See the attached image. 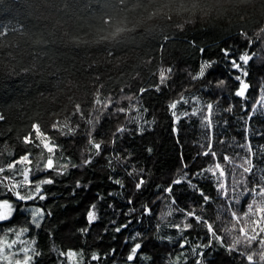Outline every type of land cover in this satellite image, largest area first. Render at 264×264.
<instances>
[{
    "label": "trees",
    "instance_id": "1",
    "mask_svg": "<svg viewBox=\"0 0 264 264\" xmlns=\"http://www.w3.org/2000/svg\"><path fill=\"white\" fill-rule=\"evenodd\" d=\"M0 42L6 45L0 48V114L6 117L0 121V169L9 166L8 155L27 150L18 137L33 121L62 146L59 163L79 165L44 186L45 201L17 202L0 186V199L17 207L13 218L0 222V242L29 227L30 214L19 208L40 206L47 213L41 227L21 235L42 253L35 264H81L79 255H60L81 249L101 257L84 264H127L132 245L125 240L137 231L143 247L134 264H169L178 257V264H248L249 257L264 264V108L250 107L256 99L264 107V0H0ZM224 48L255 57L248 65L247 106L233 95L237 73ZM204 63L212 67L196 79ZM221 79L226 83L216 87ZM57 120L76 135L52 133ZM90 142L107 148L98 156L91 149L93 163L85 167ZM40 152L32 148L33 167ZM183 162L189 173L207 174L195 191L184 183L166 198L160 188L186 175ZM126 171L143 174L147 183L139 192ZM44 175L55 174L32 179ZM93 203L98 220L89 226L86 211ZM145 205L151 214L142 211ZM183 208L198 216L188 233L172 228L191 226V213L180 215ZM112 221L132 223L116 233ZM208 236L217 243L203 248ZM182 238L188 240L184 249Z\"/></svg>",
    "mask_w": 264,
    "mask_h": 264
},
{
    "label": "snow or ice",
    "instance_id": "2",
    "mask_svg": "<svg viewBox=\"0 0 264 264\" xmlns=\"http://www.w3.org/2000/svg\"><path fill=\"white\" fill-rule=\"evenodd\" d=\"M247 45L248 42L245 41V46ZM5 47L6 45L3 42H0V48H5ZM248 51L251 52L250 47L248 48ZM221 54L225 58V61L231 65V70L234 73H237L236 75H234V77H232L238 85L233 95L235 97L245 99L247 106V101H248L247 92L250 90L251 87V85L247 82V77L249 76L248 65L255 57L249 56L246 59L243 53L239 52L237 54V52L232 50L231 48L221 49ZM211 67L212 64L210 63L202 64L195 78L202 80L207 75V70L210 69ZM225 83L226 81L221 79L216 85V87H220L222 84ZM162 88L163 85H161V89ZM144 91H148V89H145ZM142 94L143 92H141V95ZM182 104L183 102H181V105ZM253 104L255 105V107H253ZM257 106L264 108L261 106V103L256 99L255 102L252 103L250 106L251 111L255 112L257 110ZM112 107H113V103H109L107 111H111ZM76 115L77 113H73L71 119H75ZM117 115L122 116L124 115V113L121 112L118 113ZM184 118L185 117H180L178 120H172V123L174 125H178L179 121ZM4 119H6V117H4L3 114H0V121H4ZM31 124L32 126L30 130L27 132V134H24L22 137H18L19 143L22 144L23 146H26L27 150L24 151L22 154H19L18 158L15 153H11V155H8L9 159L5 160L4 162L8 163L9 166L0 169V174H4L0 176V186L5 188L7 190V193H9L12 197H14L17 202H24L25 204H27V202H33V201H45L48 197L47 194L44 192V186L55 184L56 177L67 175L69 168L75 169L79 167L78 164L71 163V161H68L63 164L59 163L58 162L59 160L64 159V153L62 151V146L57 143L56 137L54 135H50L48 128L42 127V125L39 122L33 121ZM177 131L178 129L174 127V132ZM51 132L59 133L61 137H69L76 135V133L72 131L70 126L66 130L62 129L59 125V120L55 122V126H51ZM121 132H123V129H121L119 132H115L114 137H119ZM142 132L143 131H138V133L141 134ZM112 143H116V140L114 139ZM88 147L90 151L86 153L88 159L83 164L85 167H88L91 163H93L91 149L94 148L96 150V155L98 156L106 150L107 145L104 143L90 142ZM32 148L41 150L40 156L42 157V159L36 161L35 167H33L34 159L32 154ZM57 153H59V155H57ZM3 156L4 153L0 152V158H2ZM197 158H199V156H197ZM129 159H131V157H129ZM181 159L183 161V157H181ZM107 162L109 161H106V163ZM122 164L124 165L125 169L128 168V164L125 160H123ZM22 165L24 166V168L21 167ZM182 168H183V172L186 173V175H183V178L173 179L172 182L167 187L160 188V191L164 193V196L166 198L171 196V193L175 186L184 183L191 184L192 190L195 191L199 187L196 181H198L200 176L207 174V173L201 174L200 170H197V173L195 174L189 173L186 162L182 163ZM5 173H10L11 175ZM13 173H17L15 177V181L12 183H7L8 179L12 177ZM47 173H54L55 175L54 176L44 175L43 178L35 179V180L32 179V177L35 175L47 174ZM125 175L129 179L134 181V188L138 192L147 183L142 173L137 177L136 172L126 171ZM17 176L19 177V179H17ZM109 179L110 182L114 183L117 186L120 187L124 186L123 181L120 178L114 179L110 177ZM19 181H23V182L20 183ZM82 186L83 185L80 181L76 182L77 188ZM198 194L201 195V198L203 200L204 194L202 189ZM109 195H111V193H109ZM171 201H172V207L175 208L176 204H175L174 196L171 197ZM127 203L129 205H133L135 201L130 198L127 201ZM109 207H112V205H109ZM16 211H17V207L14 205L13 202L10 201V199H6V198L0 199V222L9 221L11 218H13ZM19 211L21 213H29L30 220L25 221V223L29 224V227H23L20 231L15 232V235L17 237L23 235L24 233H28L31 226H34L36 229H39L41 227L42 219L47 214L45 210L40 206H35L32 208L21 207L19 208ZM142 211L145 214H151L152 209L151 207L145 205ZM189 212L191 214L187 216V223L190 224L191 226L181 228L179 224H175L172 226L174 230L181 233H188L194 227H196L198 222V216L194 210L183 208V211L180 212V215L183 217L186 213ZM97 220H98L97 206L95 203H93L89 206V208L86 211V224L90 226ZM192 221H194L195 224L192 223ZM131 223L132 221H129L128 223L115 226L116 222L112 221V225L115 226L116 233H120L126 230L127 228H129ZM89 230L90 228L86 227L82 229V232L86 235L89 232ZM140 237H141V233L137 231L134 236H130L125 240L126 245L128 244L132 245L128 254L124 257L127 264H134V261L139 256L140 250L143 247L142 243L137 242V240ZM214 243H217L216 239L208 236V244L202 245V247L208 248L212 246ZM219 244L221 246H224L223 239L219 241ZM16 245H17L16 239L11 240L10 243L0 242V262H4V264H13V259L15 258L16 264H35V261L42 255V253L35 247H22L19 248L17 252H10L6 254V250H11ZM187 246H188V240L182 238L180 241V248L184 249ZM200 247L201 245H196L195 247L192 248V252L196 253ZM237 247H239V245H237ZM227 250L231 253H234L236 256L240 255V253L235 251V249L228 248ZM115 251H116L115 249H112L111 253L114 254ZM60 255L66 257H76L77 255H79L81 258H84L82 259L81 264H84V261L86 259H90L91 261H97L101 258L98 253H93L90 255V257H88L83 249L79 250V252H77L76 250H68L66 252L64 250H61ZM185 259H187V257H185ZM246 259L248 261V264H255V261L251 257ZM178 261H179V257L177 258L176 262L169 261V264H178ZM195 264H201V259H196Z\"/></svg>",
    "mask_w": 264,
    "mask_h": 264
},
{
    "label": "rangeland",
    "instance_id": "3",
    "mask_svg": "<svg viewBox=\"0 0 264 264\" xmlns=\"http://www.w3.org/2000/svg\"><path fill=\"white\" fill-rule=\"evenodd\" d=\"M23 168H24V166H23ZM25 172H26V169H25ZM22 182L23 181H21L20 183H22ZM29 208H32V207H29ZM16 240H17V245L14 246V248L11 249V250H6V254H8L10 252H17L18 249L19 248H22V247H29V246H31V243L28 240L24 239L22 236L17 237ZM3 242L4 243H10V242H6V241H3ZM25 242H27V243H25ZM0 263L1 264H4V262H0ZM13 264H16L15 258L13 259Z\"/></svg>",
    "mask_w": 264,
    "mask_h": 264
}]
</instances>
